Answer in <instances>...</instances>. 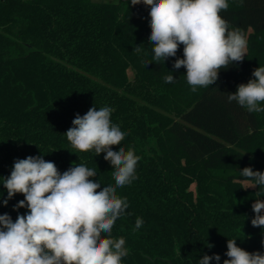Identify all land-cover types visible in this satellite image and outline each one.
Instances as JSON below:
<instances>
[{
	"label": "trees",
	"instance_id": "trees-1",
	"mask_svg": "<svg viewBox=\"0 0 264 264\" xmlns=\"http://www.w3.org/2000/svg\"><path fill=\"white\" fill-rule=\"evenodd\" d=\"M228 3L220 15L246 33V56L221 69L215 84L193 92L186 69L173 68L183 45L176 57L152 61L150 9L143 4L0 0V177L10 175L16 159L43 155L61 173L84 164L97 170L91 179L114 185L105 153L80 152L64 135L77 113L107 106L126 133L112 149L131 148L140 157L137 179L117 189L129 205L110 234L126 241L121 264H199L205 254L220 255L223 264L228 239L264 253V229L251 224V205L264 201V186L244 189L239 172H264V111L227 99L264 66V0ZM168 75L173 83L165 82ZM2 183L0 215L15 221L28 211L13 210L24 196L4 206ZM138 217L144 223L134 231Z\"/></svg>",
	"mask_w": 264,
	"mask_h": 264
},
{
	"label": "clouds",
	"instance_id": "clouds-1",
	"mask_svg": "<svg viewBox=\"0 0 264 264\" xmlns=\"http://www.w3.org/2000/svg\"><path fill=\"white\" fill-rule=\"evenodd\" d=\"M139 4L150 9L152 61L158 64L176 57L183 45V58H176L173 68L186 69V80L193 92L198 86L215 84L221 69L244 60L248 49L246 33L220 15L229 8L228 0H130V6ZM139 46L137 52L141 51ZM153 62L145 61V65ZM252 76L246 84H239L234 93H227V99L249 112H262L264 66L255 68ZM164 79L166 83L175 81L173 75ZM111 113L112 108L107 106H93L83 116L77 113L64 135L80 152L105 153L104 160L114 170V185L102 186L91 179L97 176V170L84 164H74L61 173L43 155L16 159L10 175L0 177L7 191L2 204L7 206L16 194H22L24 199L13 210L28 209L25 214L18 213L15 221L7 213L0 215V264H121L129 254L125 239H114L110 234L129 206L126 197L117 195V189L137 179L140 157L131 148L112 149L120 145L126 133L112 123ZM239 172L247 185L244 189L264 186V172L252 167ZM251 207L255 213L252 226L264 229V201L257 198ZM143 223L138 217L134 231ZM236 241L227 240L228 259L223 264H264V253L248 252ZM180 251L177 248L176 255L181 256ZM213 260L220 264V255L205 254L199 264Z\"/></svg>",
	"mask_w": 264,
	"mask_h": 264
},
{
	"label": "rangeland",
	"instance_id": "rangeland-1",
	"mask_svg": "<svg viewBox=\"0 0 264 264\" xmlns=\"http://www.w3.org/2000/svg\"><path fill=\"white\" fill-rule=\"evenodd\" d=\"M97 1H117V0H97ZM128 76H129L130 79H133V77H134V71H133V69L131 67L128 68ZM245 186L247 187V185H245Z\"/></svg>",
	"mask_w": 264,
	"mask_h": 264
},
{
	"label": "water",
	"instance_id": "water-1",
	"mask_svg": "<svg viewBox=\"0 0 264 264\" xmlns=\"http://www.w3.org/2000/svg\"><path fill=\"white\" fill-rule=\"evenodd\" d=\"M169 264H171V263L169 262Z\"/></svg>",
	"mask_w": 264,
	"mask_h": 264
}]
</instances>
